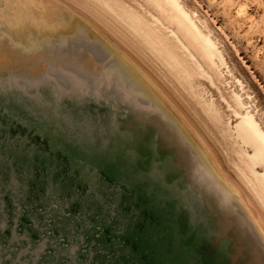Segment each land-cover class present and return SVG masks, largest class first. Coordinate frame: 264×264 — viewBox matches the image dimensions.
Returning <instances> with one entry per match:
<instances>
[{
    "label": "rangeland",
    "instance_id": "rangeland-1",
    "mask_svg": "<svg viewBox=\"0 0 264 264\" xmlns=\"http://www.w3.org/2000/svg\"><path fill=\"white\" fill-rule=\"evenodd\" d=\"M172 1L0 0V264H264V0Z\"/></svg>",
    "mask_w": 264,
    "mask_h": 264
},
{
    "label": "bare ground",
    "instance_id": "bare-ground-1",
    "mask_svg": "<svg viewBox=\"0 0 264 264\" xmlns=\"http://www.w3.org/2000/svg\"><path fill=\"white\" fill-rule=\"evenodd\" d=\"M170 1H172V0H170ZM174 1L175 0L172 1V4ZM174 3H176V2H174ZM174 5H176V4H174ZM177 7H180V6H177ZM182 11L183 10H181V9L179 11V14L183 16L181 23L183 25L185 24V27L189 30V32H191V34L194 35V37H196V39H201V42L202 41L204 42L205 48L209 51L211 56H214L217 53V51H216L213 43L210 40H207L206 38L202 37L203 35L201 36L199 34V32L197 31L195 26L191 23V19H189V17L184 14L185 13L184 11H183L184 13ZM110 25H111V23H110ZM196 115H199V114H196ZM200 115H202V114L200 113ZM240 120L241 121L236 126L238 137H240L242 143L246 144L248 147H251V149H252L251 153L249 151L245 150V152L243 154L244 155V157H243L244 162L243 163H245L246 167L249 170V171L248 170L247 171L250 172V174L252 176V178H250L248 180V183L250 184V188L255 193H257L259 195L261 200L264 201V134L260 130V128L258 127L256 121L254 120V118L252 116L246 115L245 117H243ZM224 146H225V144H224ZM226 154H228V153H226ZM240 156H241V154H240ZM237 163H238V161H237ZM240 163H241V161H240ZM259 168H261L262 170H260Z\"/></svg>",
    "mask_w": 264,
    "mask_h": 264
}]
</instances>
